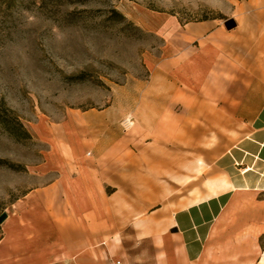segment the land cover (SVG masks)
Instances as JSON below:
<instances>
[{
    "label": "rangeland",
    "instance_id": "374dc122",
    "mask_svg": "<svg viewBox=\"0 0 264 264\" xmlns=\"http://www.w3.org/2000/svg\"><path fill=\"white\" fill-rule=\"evenodd\" d=\"M258 11L264 13V0H16L13 7L0 12V108L3 101L23 127L22 136L17 138L0 125V159L14 165L0 162V214L7 213L0 223V264L3 241L21 246L24 223L42 216L40 205L46 204L44 210L51 218L52 202L27 201L31 198L26 194L59 192L57 184L49 185L57 174L49 164L51 150L57 147L69 156L68 145L70 150L73 147L66 138L75 137V132L68 126L73 117L87 112L120 115L106 135L118 137L116 144L123 152L120 162L131 163L121 170L113 169L114 161L109 167L101 164L105 193L119 190L131 199L121 202L122 210L130 212L122 213L123 241L104 264H116L117 260L122 264H155V240H139L141 235L133 233L147 214L158 209L155 213L168 212L172 218L178 209L231 186L225 176L209 179L210 166L205 158L212 148L221 149L233 141L232 125L216 113V105L233 102L237 95L236 91L231 98L223 90L205 89L196 94L179 90L159 122L147 128L137 123L128 105H122L129 84L149 79L150 70L168 54L169 41L180 49L194 50L197 42L191 37H196L201 22L216 23L223 31L232 32L248 15L257 24L261 20ZM230 20L234 25L228 28ZM260 33L264 35L263 23ZM195 72L193 64L185 65V86L192 88L189 80ZM199 98L205 99V106L200 105ZM126 119L134 122L133 126L127 125ZM79 135L89 137L86 131ZM162 145L169 148L172 167L163 171L151 162L150 154ZM85 147L89 151V146ZM178 156L184 158L180 168ZM72 192L77 206L89 209L90 192L82 181L72 184ZM153 196L154 200L145 199ZM234 197L251 198L246 192ZM243 204L241 199L236 210L221 212L210 235L217 237L222 230H232L233 242L256 238L258 227L240 224L243 211L238 210ZM250 206L261 211L260 216L250 212L264 227V192ZM88 216L93 218L92 213ZM35 229L43 241L34 246L40 253H50L47 245L57 239L56 230L41 224ZM177 229L173 226L168 232ZM258 242L255 246L262 252L252 250L255 242L245 243L248 249L242 242L236 244L231 255L235 264L245 260L247 253L253 258L250 264H264V231ZM257 255L259 261L254 259ZM12 264H17L16 260ZM78 264L93 263L82 260Z\"/></svg>",
    "mask_w": 264,
    "mask_h": 264
},
{
    "label": "crops",
    "instance_id": "0c3cea01",
    "mask_svg": "<svg viewBox=\"0 0 264 264\" xmlns=\"http://www.w3.org/2000/svg\"><path fill=\"white\" fill-rule=\"evenodd\" d=\"M258 16L261 20L257 24L251 15L244 17L240 27L232 32L223 31L216 23L201 22L196 28V37H191L197 42L194 50L188 47L180 49L169 41L168 54L150 70L149 79L129 84L128 97L124 98L122 105H128L135 112L137 123L147 128L159 122L164 108L169 106L171 98L179 90L195 94L205 89L223 90L226 97L231 98L236 91L237 95L233 102L216 105V113L232 125L231 130L235 132L233 141L224 148H212L208 158H205L210 166L209 179L225 176L231 186L178 209L172 218L168 212L155 213L158 209L147 214L140 222L141 227L133 233L141 235L139 240H155V264H235L231 255L236 244L242 242L248 249L249 244L245 243L255 242L252 250L260 249L255 244L259 245L258 237L264 227L255 222L250 212L254 210L256 215H261L259 209L250 205L264 192V35L260 33L264 13L258 11ZM236 62L239 66L234 67ZM188 63L193 64L196 70L195 77L191 75L189 80L192 88L183 82L184 67ZM220 71H223L222 74L225 72V78ZM199 100L200 105H206L205 99ZM119 117L109 113L87 112L72 118L68 128L71 126L75 137H68L66 141L71 143L73 150L68 145L69 156L57 147L52 148L50 153L49 164L57 174L49 185L57 184L59 192L26 194L27 198H31L27 201L52 202L53 214L50 218L44 210L46 204L40 205L42 216L24 223L21 246L3 241L2 264H12L13 260L17 264H20V260L21 264H78L82 260L104 264L117 252L125 231L122 227L124 211L121 202L131 199L119 190L113 194L105 193L101 188L100 171L104 167L102 163L109 167L111 161H114L113 169L131 166V163L123 165L120 162L123 152L121 146L116 144L118 137L106 135ZM234 124L238 129L234 128ZM80 131H86L89 137H80ZM96 133H102V136ZM178 138L184 137L178 135ZM85 145L89 146V151ZM157 148L159 151L150 152L151 162L158 164L156 168L162 171L171 169L169 148L165 145ZM182 159L178 156V168ZM77 180L82 181L90 192L89 209L77 206L76 196L72 192V184ZM240 192L249 193L251 198L235 199V194ZM130 197L133 198V195ZM154 197L145 199L154 200ZM156 198L160 199L158 196ZM241 199L244 204L238 210L243 211L240 224L258 227L260 231L255 232L256 238L250 236L233 242L232 230H222L220 235L212 237L214 219L221 212L229 214L236 210L235 205ZM88 213H92L93 220ZM39 224L56 230L57 239L47 245L50 253H40L34 246L35 242L43 241L35 229ZM128 224L132 225V221L129 220ZM173 226H177L178 231L168 232ZM181 237L183 241H179ZM226 244H230L229 248L223 247ZM247 255L249 253L245 255V260L236 261V264H250L253 258ZM259 258L257 255L254 259L259 261Z\"/></svg>",
    "mask_w": 264,
    "mask_h": 264
},
{
    "label": "trees",
    "instance_id": "16d2710c",
    "mask_svg": "<svg viewBox=\"0 0 264 264\" xmlns=\"http://www.w3.org/2000/svg\"><path fill=\"white\" fill-rule=\"evenodd\" d=\"M16 0H0V12H5L14 6ZM2 107L0 108V125L11 135L20 138L22 136L23 127L19 120L12 115L11 110L5 106L4 102L1 101ZM0 162L8 164V166H14L8 161L0 159ZM2 236H0V239Z\"/></svg>",
    "mask_w": 264,
    "mask_h": 264
},
{
    "label": "water",
    "instance_id": "95a60500",
    "mask_svg": "<svg viewBox=\"0 0 264 264\" xmlns=\"http://www.w3.org/2000/svg\"><path fill=\"white\" fill-rule=\"evenodd\" d=\"M233 25H234V23H233L232 20H230V23H229V24H228V23L226 24V26H227L228 28H231ZM6 217H7V213H6V212H2V213L0 214V223L3 222V221L6 219Z\"/></svg>",
    "mask_w": 264,
    "mask_h": 264
},
{
    "label": "bare ground",
    "instance_id": "6f19581e",
    "mask_svg": "<svg viewBox=\"0 0 264 264\" xmlns=\"http://www.w3.org/2000/svg\"><path fill=\"white\" fill-rule=\"evenodd\" d=\"M126 124L129 125V126H132L133 122H131L129 119H126L125 120ZM155 202V201H154Z\"/></svg>",
    "mask_w": 264,
    "mask_h": 264
},
{
    "label": "built area",
    "instance_id": "2783aa9c",
    "mask_svg": "<svg viewBox=\"0 0 264 264\" xmlns=\"http://www.w3.org/2000/svg\"><path fill=\"white\" fill-rule=\"evenodd\" d=\"M116 264H120V261L117 260V261H116Z\"/></svg>",
    "mask_w": 264,
    "mask_h": 264
}]
</instances>
